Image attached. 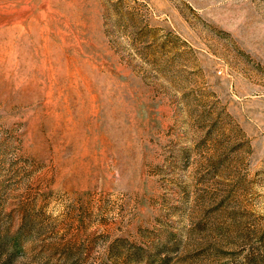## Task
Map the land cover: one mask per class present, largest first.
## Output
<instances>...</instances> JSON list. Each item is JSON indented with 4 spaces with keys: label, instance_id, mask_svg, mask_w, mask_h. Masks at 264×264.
<instances>
[{
    "label": "rangeland",
    "instance_id": "1",
    "mask_svg": "<svg viewBox=\"0 0 264 264\" xmlns=\"http://www.w3.org/2000/svg\"><path fill=\"white\" fill-rule=\"evenodd\" d=\"M0 264H264V0H0Z\"/></svg>",
    "mask_w": 264,
    "mask_h": 264
}]
</instances>
